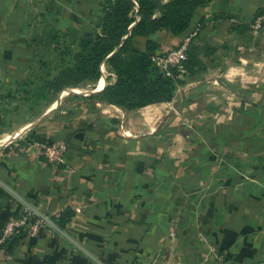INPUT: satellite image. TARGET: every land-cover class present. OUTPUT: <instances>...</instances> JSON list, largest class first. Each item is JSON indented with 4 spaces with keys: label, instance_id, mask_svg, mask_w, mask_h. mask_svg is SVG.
Masks as SVG:
<instances>
[{
    "label": "crops",
    "instance_id": "crops-1",
    "mask_svg": "<svg viewBox=\"0 0 264 264\" xmlns=\"http://www.w3.org/2000/svg\"><path fill=\"white\" fill-rule=\"evenodd\" d=\"M106 1L0 0V137L32 124L0 146V236L30 206L62 230L16 234L0 264H264V27L239 33L234 19H212L250 24L264 0H214L185 32L154 35L161 50L193 34L215 48L171 102L129 111L90 97L117 80L103 64L87 93L70 88L86 103L66 113L68 89L32 116L20 91L38 40L75 46L99 33ZM49 141L67 143L63 164L38 154Z\"/></svg>",
    "mask_w": 264,
    "mask_h": 264
},
{
    "label": "trees",
    "instance_id": "trees-1",
    "mask_svg": "<svg viewBox=\"0 0 264 264\" xmlns=\"http://www.w3.org/2000/svg\"><path fill=\"white\" fill-rule=\"evenodd\" d=\"M214 0H107L100 23V32L88 34L77 45L69 42L51 44L38 40L37 61L30 76L21 88L22 102L36 111L43 103L50 104L69 87L88 88L102 76L106 64L116 75V82L101 92L91 94L98 100L116 104L126 110L141 108L153 103L171 102L180 77H168L152 58L161 50L154 35L161 31L178 35L191 24L199 7ZM252 21L264 15V8L255 11ZM234 19L231 28L239 33L251 31L252 23L228 13L213 14L212 19ZM208 19H202L199 29ZM136 36L148 40L146 51L135 48ZM215 48L192 38L187 60L182 69L172 68L174 75L191 76L206 70L202 56H209ZM44 73V74H42ZM75 211L70 207L59 218L60 226L70 222Z\"/></svg>",
    "mask_w": 264,
    "mask_h": 264
},
{
    "label": "built area",
    "instance_id": "built-area-1",
    "mask_svg": "<svg viewBox=\"0 0 264 264\" xmlns=\"http://www.w3.org/2000/svg\"><path fill=\"white\" fill-rule=\"evenodd\" d=\"M264 27V15L255 19L251 24V30L261 31ZM194 36L186 37L176 47H171L169 50H157L152 53V58L157 64L166 72L168 77H181L182 72L179 75H174L172 68L177 67L182 69L184 61L187 60V50L189 44ZM39 155L46 163L58 166L64 163L65 157L68 152L67 143L62 141H49L47 144H38ZM31 146L28 145L27 149ZM31 149V148H30ZM29 149V150H30ZM3 233L0 236V255L5 252L8 242L13 237L21 232H25L31 236L39 235L44 229H46V221L37 216L31 208L24 209L19 214H11L7 217L3 225Z\"/></svg>",
    "mask_w": 264,
    "mask_h": 264
},
{
    "label": "rangeland",
    "instance_id": "rangeland-1",
    "mask_svg": "<svg viewBox=\"0 0 264 264\" xmlns=\"http://www.w3.org/2000/svg\"><path fill=\"white\" fill-rule=\"evenodd\" d=\"M253 22V21H252ZM251 22V23H252ZM190 36H194V38H195V34H193V35H188V37H190ZM187 37V38H188ZM185 39V38H184ZM184 39H182V41L184 40ZM181 41V42H182ZM181 42H179L178 44H180ZM178 44H175V45H173V46H171V47H176ZM170 47V48H171ZM169 48V49H170ZM169 49H167V50H169ZM164 50H166V49H164ZM42 74H44V73H42ZM106 74V73H105ZM181 78V77H180ZM69 88H74V87H69ZM85 89H88V88H85ZM69 90H71V89H69ZM64 92V91H63ZM80 91H78V92H76V91H74V90H71L70 91V93H68L67 94V96L65 97V98H63L64 99V104H62V107H63V109L65 110V112L67 113V112H69V110H70V106H68V104L69 105H71V106H76V105H78V104H80L79 102H82V104L83 103H86L85 101H83L85 98H84V96L83 95H80V93H79ZM67 93V92H66ZM65 94V93H64ZM48 105V103H43L40 107H38L37 109H36V111H33L32 112V116L34 115H37V113H41V112H43L45 109H46V106ZM24 109V108H23ZM27 107H26V109H24V111L26 112L27 111ZM60 109V107L57 109V110H59ZM19 126H21V125H19V124H14V125H11V129H14V128H18ZM10 131V130H9ZM2 136L3 135H5V134H1ZM1 136V137H2ZM20 139V138H19ZM19 139H17V140H19ZM16 139L14 140V142L15 141H17Z\"/></svg>",
    "mask_w": 264,
    "mask_h": 264
},
{
    "label": "bare ground",
    "instance_id": "bare-ground-1",
    "mask_svg": "<svg viewBox=\"0 0 264 264\" xmlns=\"http://www.w3.org/2000/svg\"><path fill=\"white\" fill-rule=\"evenodd\" d=\"M79 90L83 93H87V91H85L83 89L79 88ZM31 126H32L31 123H27L26 125L21 126L17 130L13 131L12 133H9V131H8L7 134H5V136L0 137V146H5L7 143H10L11 141L15 140L20 134L24 133Z\"/></svg>",
    "mask_w": 264,
    "mask_h": 264
},
{
    "label": "water",
    "instance_id": "water-1",
    "mask_svg": "<svg viewBox=\"0 0 264 264\" xmlns=\"http://www.w3.org/2000/svg\"><path fill=\"white\" fill-rule=\"evenodd\" d=\"M28 206H30V205H28ZM30 208L35 212V214H36L37 216H40L41 218H43V219L46 221L47 224H51L52 226L56 227L58 230H60V231L62 232V230H61L58 226H56V225L53 223V221H52L51 218H47L43 213H41V212H40L37 208H35L34 206H30ZM76 245H78V244L76 243ZM78 246H79V245H78ZM80 248H81L84 252H86V251L84 250L83 247L80 246ZM86 253H87V252H86ZM87 254H88V253H87Z\"/></svg>",
    "mask_w": 264,
    "mask_h": 264
}]
</instances>
